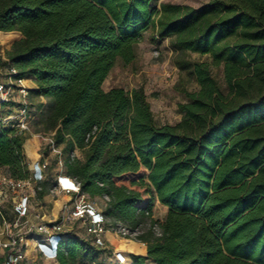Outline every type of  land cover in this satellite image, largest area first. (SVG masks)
I'll return each mask as SVG.
<instances>
[{
  "label": "trees",
  "instance_id": "obj_1",
  "mask_svg": "<svg viewBox=\"0 0 264 264\" xmlns=\"http://www.w3.org/2000/svg\"><path fill=\"white\" fill-rule=\"evenodd\" d=\"M149 27L155 41L170 39L178 66L198 83L176 124L156 120L143 87L103 88L118 59L135 60ZM0 39L14 77L37 84L29 100L47 112L43 131L61 148L66 174L90 199L110 197L102 210L110 222L142 227L148 258L264 264V0L160 8L156 0H0ZM25 140L0 122V167L16 180L32 175ZM34 146L25 145L32 159ZM55 183L38 182V198ZM103 252L90 235L68 232L55 264H92Z\"/></svg>",
  "mask_w": 264,
  "mask_h": 264
},
{
  "label": "rangeland",
  "instance_id": "obj_2",
  "mask_svg": "<svg viewBox=\"0 0 264 264\" xmlns=\"http://www.w3.org/2000/svg\"><path fill=\"white\" fill-rule=\"evenodd\" d=\"M211 0H156L157 6L160 8L162 2L179 3L199 7L207 4ZM154 30L149 27L144 33L141 42L136 47V58L131 63H125L118 59L109 76L103 83V88L109 91L115 87H123L127 91L143 87L156 120L160 124H176L183 115L179 110V103L188 101L186 91H195L198 89V83L189 70L181 69L177 64L180 56L174 52L170 39H153ZM9 44L6 40L0 39V80H8L10 75V66L6 61V50ZM186 59L196 61H209L208 56H202L199 53L189 52L184 56ZM225 93L229 92L227 83L224 79L222 71L214 70ZM30 81L26 79L24 84L28 86ZM31 100H29L30 102ZM40 99H35L34 104L29 107V115L27 121L29 130L25 133L26 140L24 142L25 155L29 161L30 170L35 169L34 163L43 161L48 163L45 170V176L54 181L59 173H66L63 163L59 162L57 154L54 150L48 149V134L43 131L42 118L47 112L37 110ZM44 101H46L44 99ZM4 115H12L13 122L16 124L20 120L19 105H6L3 110ZM4 126H8L7 124ZM30 140L35 146L36 153L33 159L29 156L25 147L26 142ZM58 159V160H57ZM61 159V158H60ZM8 175V169L0 167V176ZM0 185H2L0 183ZM35 182L24 188L25 192L30 195L29 212L22 224L17 226L14 231L25 234V243L23 246L24 264H55V260H48L42 256L38 250V240L44 235L36 232L39 223L46 222L48 224L62 220L67 215V210L71 207L72 198L68 194L59 193L57 195L46 196L43 200L38 198V188ZM0 195V204L8 211L13 206L12 198L16 193L6 188ZM89 198V197H88ZM89 201L99 209L105 207L106 201L102 197H96ZM68 207V208H67ZM28 220V223L26 222ZM33 229V230H30ZM65 229L75 232L80 236L87 237L85 223L81 220L65 221ZM6 251V250H5ZM0 255V264H5L6 255ZM102 256L101 258H103Z\"/></svg>",
  "mask_w": 264,
  "mask_h": 264
},
{
  "label": "built area",
  "instance_id": "obj_3",
  "mask_svg": "<svg viewBox=\"0 0 264 264\" xmlns=\"http://www.w3.org/2000/svg\"><path fill=\"white\" fill-rule=\"evenodd\" d=\"M17 70L14 67L10 68L9 79L0 80V122L3 125H12L16 127L20 133H26L29 130V123L27 117L29 115V94L30 88L24 84L25 79H16L14 75ZM19 105L20 120L15 124L13 122V116L4 115L3 110L6 105L10 104ZM90 137V134L88 135ZM49 143L52 144V150L57 155H61V148L56 147L53 144L52 134H48ZM72 159L76 157V152L71 155ZM60 163H63V159H59ZM35 169L32 172L31 178L28 180H16L9 174L0 176V185L2 188H6L16 193L12 198L15 218H9L5 209L0 204V255L3 251H8L6 255L5 264H24V252L23 246L25 243V234L21 232H15L14 229L22 224V219L28 216L30 195L25 192L24 188L30 185L32 182L36 184L46 177L45 170L48 168V163L43 161H37L34 163ZM59 193L73 195V206L67 207V215L62 220L54 221L50 224L46 222L39 223L36 227V232L44 235L38 240V250L43 257L47 259L55 260L58 257L59 243L63 235L70 232L65 229V221L67 220H81L85 223L86 233L90 235L94 242L98 245L104 246L106 243L107 233L116 234L125 238L137 240L142 234V227L131 229L122 222H110L104 215L103 211L99 210L93 205L87 196L81 192L80 182L65 173H59L56 178V183L51 189V195H57ZM3 194V190L0 189V195ZM103 199L107 202L110 200L108 195H105ZM27 220V219H26ZM28 223V220L26 221ZM30 230H33L30 228ZM154 231L157 235H161L162 231L159 226H154ZM5 253V252H4Z\"/></svg>",
  "mask_w": 264,
  "mask_h": 264
},
{
  "label": "crops",
  "instance_id": "obj_4",
  "mask_svg": "<svg viewBox=\"0 0 264 264\" xmlns=\"http://www.w3.org/2000/svg\"><path fill=\"white\" fill-rule=\"evenodd\" d=\"M28 81H30L28 85L30 89L37 87L34 79L28 78ZM49 196H51V194H49ZM70 197L74 198L73 195H70ZM73 198L71 207L73 206ZM99 210L102 211L103 209ZM5 212L9 218L16 217L14 206H12L9 211L5 209ZM102 249L104 252L99 256V258H97L96 262H93L92 264H156L153 259L148 258L147 245L138 239L134 240L116 234L107 233L106 243L102 246ZM4 252L6 251H3L2 255H5ZM2 255L1 257H3ZM102 256L104 257L101 258ZM48 260L52 261V259Z\"/></svg>",
  "mask_w": 264,
  "mask_h": 264
}]
</instances>
